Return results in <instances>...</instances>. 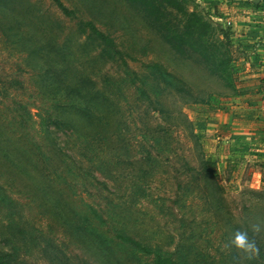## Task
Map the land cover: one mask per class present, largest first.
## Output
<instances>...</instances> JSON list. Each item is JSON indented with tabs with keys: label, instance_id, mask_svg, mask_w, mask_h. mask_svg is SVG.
<instances>
[{
	"label": "rangeland",
	"instance_id": "obj_1",
	"mask_svg": "<svg viewBox=\"0 0 264 264\" xmlns=\"http://www.w3.org/2000/svg\"><path fill=\"white\" fill-rule=\"evenodd\" d=\"M180 1L210 27L205 55L178 52L127 0L0 1V255L11 264H153L121 235L232 264L223 244L264 219V34L250 31L264 0ZM87 22L115 41L113 58ZM216 49L232 85L214 73ZM87 91L103 101V135L74 119L69 101ZM257 241L245 264H264V233Z\"/></svg>",
	"mask_w": 264,
	"mask_h": 264
},
{
	"label": "trees",
	"instance_id": "obj_2",
	"mask_svg": "<svg viewBox=\"0 0 264 264\" xmlns=\"http://www.w3.org/2000/svg\"><path fill=\"white\" fill-rule=\"evenodd\" d=\"M1 1V0H0ZM131 4L139 5L147 10L150 16H152L157 23H160V26L163 29H166L167 31V39L168 42L181 54H186L188 50L193 49L197 53L201 55H205V50L207 46V41L209 39V31L210 27L208 23L200 17L197 13L192 12L189 13L184 4L180 0H127ZM60 7L63 9V11L67 13V9L60 4ZM171 8L172 10L176 11L178 15H181L184 17L185 25L182 26V30L180 25L176 26L175 29L169 28L168 22L164 21L167 14H171L172 11H168V9ZM82 32L88 33V35L95 41H99L105 49L108 52L109 58H113V52L116 48L115 41L104 32L100 31L97 26L93 22H87L84 24V27L82 29ZM188 47V49H187ZM208 47V46H207ZM217 48V45H216ZM212 59L216 62V68H214V73H220V77L225 80L226 83H230L232 85V80L234 78V71L233 67L230 65L231 59H228L226 62H218V58L220 54H218V51L216 49L215 52L212 53ZM208 59V57H205ZM154 68H157L159 70V73L164 77L166 76L165 71H163V67L161 65H155ZM164 72V73H162ZM84 85V84H83ZM85 87H88V84L84 85ZM234 90L237 88L235 85L232 87ZM81 87L77 88L75 98H78L77 95H81ZM72 95V94H71ZM86 95L90 98L89 100H79L76 101L75 98L70 100V103L74 102L75 108L78 110L76 111V117H74L75 120H79L78 118L81 117V113L86 114L91 120L95 121V118L97 117L98 113H103V101L100 99L99 95H93L91 91H87ZM84 98V96H82ZM84 101V102H82ZM109 106V109L111 108V104L109 102H106ZM73 109V108H72ZM97 111V114L94 113ZM101 116V115H98ZM102 117V116H101ZM99 121V122H97ZM63 122V121H62ZM93 123V121H92ZM53 125L57 128H61V123L58 120H55ZM94 132L98 135H103L106 133V124L103 123L102 119H97L94 123ZM87 128L83 127L82 131L81 129L76 128L75 131L78 134H82ZM158 139V138H157ZM9 161H12L9 157ZM150 161V160H149ZM150 163V162H149ZM204 168L208 169L207 163H203ZM95 234V232H94ZM93 235V234H92ZM121 241L124 243H129L134 246V248H137L135 250L142 251L144 254L154 255L153 264H191L190 261L185 256H176L169 253H163L160 251V249H155L143 246L141 243L127 237L124 235L120 236ZM94 248V246H93ZM98 251V250H97ZM100 252H105V249H102ZM109 252V251H108ZM136 257V255H135ZM185 258V259H184ZM141 262V261H140ZM0 264H11L8 260V256L6 254L0 255Z\"/></svg>",
	"mask_w": 264,
	"mask_h": 264
},
{
	"label": "clouds",
	"instance_id": "obj_3",
	"mask_svg": "<svg viewBox=\"0 0 264 264\" xmlns=\"http://www.w3.org/2000/svg\"><path fill=\"white\" fill-rule=\"evenodd\" d=\"M251 232V235L249 234ZM264 233V219H257L249 224L246 230H236L223 244L224 249H235L237 256L233 257L232 264H245V261L258 260L260 245L257 238Z\"/></svg>",
	"mask_w": 264,
	"mask_h": 264
},
{
	"label": "crops",
	"instance_id": "obj_4",
	"mask_svg": "<svg viewBox=\"0 0 264 264\" xmlns=\"http://www.w3.org/2000/svg\"><path fill=\"white\" fill-rule=\"evenodd\" d=\"M261 30L263 31V34H264V22H258V23H255V25H253L252 27H250V31H251V35H254V30ZM253 31V32H252Z\"/></svg>",
	"mask_w": 264,
	"mask_h": 264
}]
</instances>
